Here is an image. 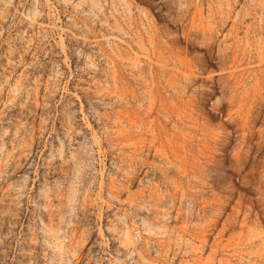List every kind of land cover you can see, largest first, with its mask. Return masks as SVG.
<instances>
[{"label":"rangeland","instance_id":"rangeland-1","mask_svg":"<svg viewBox=\"0 0 264 264\" xmlns=\"http://www.w3.org/2000/svg\"><path fill=\"white\" fill-rule=\"evenodd\" d=\"M0 264H264V0H0Z\"/></svg>","mask_w":264,"mask_h":264}]
</instances>
